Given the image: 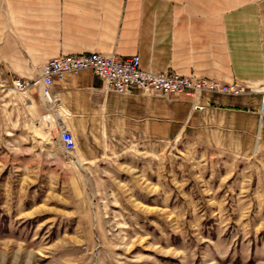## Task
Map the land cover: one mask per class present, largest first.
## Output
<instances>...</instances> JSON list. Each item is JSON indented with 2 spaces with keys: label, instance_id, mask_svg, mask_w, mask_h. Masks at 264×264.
I'll use <instances>...</instances> for the list:
<instances>
[{
  "label": "rangeland",
  "instance_id": "1",
  "mask_svg": "<svg viewBox=\"0 0 264 264\" xmlns=\"http://www.w3.org/2000/svg\"><path fill=\"white\" fill-rule=\"evenodd\" d=\"M11 1L0 0V264H264V153L214 156L201 114L172 138L103 132L65 151L13 88L12 52L44 36Z\"/></svg>",
  "mask_w": 264,
  "mask_h": 264
},
{
  "label": "crops",
  "instance_id": "2",
  "mask_svg": "<svg viewBox=\"0 0 264 264\" xmlns=\"http://www.w3.org/2000/svg\"><path fill=\"white\" fill-rule=\"evenodd\" d=\"M17 5L18 12L26 5L44 38L12 52L14 78L41 76L43 64L59 55L100 52L139 54L146 69H173L221 84L264 81V50H259L264 0H20ZM50 92L51 104L37 86L26 94L41 121L52 119L54 126L62 120L80 143L83 135L103 132L116 139L172 138L201 114L203 144L214 156L248 161L264 153V103L255 91L120 94L84 69L57 80Z\"/></svg>",
  "mask_w": 264,
  "mask_h": 264
},
{
  "label": "built area",
  "instance_id": "3",
  "mask_svg": "<svg viewBox=\"0 0 264 264\" xmlns=\"http://www.w3.org/2000/svg\"><path fill=\"white\" fill-rule=\"evenodd\" d=\"M84 69H91L102 78L106 87L120 94H126L134 89L145 94L196 96L202 92L225 93L241 95L248 91H255L262 95L264 103V81L257 86L241 85L239 83L221 84L216 80L193 75H184L175 70H153L142 66L139 54L123 57L116 53L103 54L91 52L85 54H64L54 57L42 66L39 77H19L12 81L13 88L19 93H26L37 86L46 103L51 104V86L57 80H63L70 73H78ZM46 121V119H45ZM53 133L63 149L73 152L77 142L73 132L62 123L55 121Z\"/></svg>",
  "mask_w": 264,
  "mask_h": 264
}]
</instances>
